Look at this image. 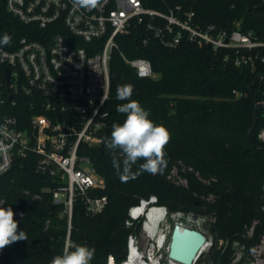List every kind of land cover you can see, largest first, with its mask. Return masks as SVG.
<instances>
[{
	"label": "trees",
	"instance_id": "1",
	"mask_svg": "<svg viewBox=\"0 0 264 264\" xmlns=\"http://www.w3.org/2000/svg\"><path fill=\"white\" fill-rule=\"evenodd\" d=\"M143 1L159 9L166 8L165 2L182 5L184 10L195 12L194 18L201 25L240 27L264 36V0ZM30 31V26L7 11L5 0H0V38L4 33L11 36L6 47L14 48ZM119 42L127 56L150 59L157 77H140L118 51L114 53L113 85L98 130L102 143L85 148L105 178L106 188L98 194L107 195V206L89 215L86 204L78 199L70 225L62 205L50 207L58 174L42 172L40 155L32 151L0 175V207L13 209L18 232L23 230L27 235V240L0 250V264H50L66 244L94 249L90 264H107L111 254L120 262L126 257L128 236L141 230L142 220L133 226L126 224L129 208L151 195L170 212L192 210L216 217L213 230L230 243L220 246L216 242L197 264L253 262L252 251L264 232V143L257 137L264 125V113L256 104L259 97L252 84L253 71L225 59L226 54H234L233 50L215 53L210 46L201 47L186 39L176 48L159 42L144 46L137 35L119 37ZM118 84H132L131 100L138 101L149 112V119L169 131L163 174L144 172L127 183L117 176L113 158L122 165L124 154L119 149H107L103 141L110 137L113 123L126 118L116 111L117 105L128 102L116 98ZM235 90L248 95L238 96ZM41 110L28 105L27 115ZM255 113L257 125L252 130ZM143 162L138 161L133 171ZM175 169L186 183L173 177ZM210 195L214 199L208 202ZM235 241L243 247L241 256L233 247Z\"/></svg>",
	"mask_w": 264,
	"mask_h": 264
},
{
	"label": "built area",
	"instance_id": "2",
	"mask_svg": "<svg viewBox=\"0 0 264 264\" xmlns=\"http://www.w3.org/2000/svg\"><path fill=\"white\" fill-rule=\"evenodd\" d=\"M5 4L31 31L14 48L0 45V175L37 152L42 172L58 174L52 202L64 207L70 225L78 199L89 215L108 204L107 195L98 194L106 188L105 178L85 148L102 143L98 130L113 85L114 53L118 51L140 77H157L150 59L124 53L119 37L137 35L144 46L159 42L176 48L186 39L210 46L215 53L233 50L225 59L251 68L259 97L256 104L264 113V36L255 30L201 25L194 11L167 2L165 9H159L143 0H100L91 10L74 8L71 0H5ZM28 105L42 110L28 116ZM257 137L264 143V125ZM128 215L126 224L142 220L141 230L128 236L126 257L116 262L111 254L107 264H171V258H164L171 229L168 207L151 195L132 205Z\"/></svg>",
	"mask_w": 264,
	"mask_h": 264
},
{
	"label": "clouds",
	"instance_id": "3",
	"mask_svg": "<svg viewBox=\"0 0 264 264\" xmlns=\"http://www.w3.org/2000/svg\"><path fill=\"white\" fill-rule=\"evenodd\" d=\"M74 8L94 9L100 0H71ZM11 36L4 33L0 38V45L7 46ZM134 86L132 84L117 85L116 98L128 101L117 105L116 111L125 114L122 123H113L110 137L104 138L107 149H119L124 154L122 165L113 158V167L122 183L137 179L144 172L155 175L163 174L167 166L164 148L169 143L171 136L162 125L155 124L149 119V112L138 101L131 100ZM140 163L138 169L133 171V166ZM13 209L0 207V250L21 240H27L26 233L18 232V222L14 219ZM94 257V249L87 245L66 244L61 255H56L50 264H90Z\"/></svg>",
	"mask_w": 264,
	"mask_h": 264
},
{
	"label": "rangeland",
	"instance_id": "4",
	"mask_svg": "<svg viewBox=\"0 0 264 264\" xmlns=\"http://www.w3.org/2000/svg\"><path fill=\"white\" fill-rule=\"evenodd\" d=\"M85 166H89V164H85ZM173 177L176 179H179L181 182L186 183V179L181 177L179 175V172L177 169L173 171ZM214 199L213 195H210L209 197L206 198V200L212 201ZM172 216L170 217V224H171V229L170 232L168 233L167 237V243L164 248V258L165 261H169V246L171 242V235L174 229V225L176 223H183L186 226H190L192 228H197L202 231H204L210 238V241L212 242L211 248L213 245L217 242L220 246L225 245L230 243L228 239H224L220 237V233L218 231L213 230L214 227L216 226V217L211 215V214H202L196 211H184V210H178V211H173L170 212ZM251 234V232H250ZM233 247H235L238 256H241L243 254V247L235 241L233 243ZM210 247L205 248V253H208L211 251ZM252 255L254 257L253 262H245L244 264H264V232L262 234L261 240L258 244L255 245L254 250L252 251ZM239 258V257H238ZM236 258V260L238 259ZM197 264V263H196ZM202 264H209L207 262H203Z\"/></svg>",
	"mask_w": 264,
	"mask_h": 264
},
{
	"label": "water",
	"instance_id": "5",
	"mask_svg": "<svg viewBox=\"0 0 264 264\" xmlns=\"http://www.w3.org/2000/svg\"><path fill=\"white\" fill-rule=\"evenodd\" d=\"M8 71L7 77H9ZM257 125V114L254 115V126ZM232 192L234 191L231 189ZM54 203L50 204L53 207ZM212 242L209 236L202 230L186 226L182 223H176L171 235L169 246V258L179 261L183 264H196L199 258L207 251L206 246L211 248ZM120 256V255H119Z\"/></svg>",
	"mask_w": 264,
	"mask_h": 264
},
{
	"label": "bare ground",
	"instance_id": "6",
	"mask_svg": "<svg viewBox=\"0 0 264 264\" xmlns=\"http://www.w3.org/2000/svg\"><path fill=\"white\" fill-rule=\"evenodd\" d=\"M206 247H210V246H206ZM207 251H208V250H207ZM171 264H183V263H181V262H179V261L171 260Z\"/></svg>",
	"mask_w": 264,
	"mask_h": 264
}]
</instances>
